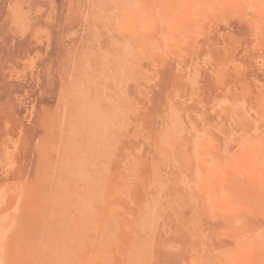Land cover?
<instances>
[{"label":"rangeland","instance_id":"rangeland-1","mask_svg":"<svg viewBox=\"0 0 264 264\" xmlns=\"http://www.w3.org/2000/svg\"><path fill=\"white\" fill-rule=\"evenodd\" d=\"M0 232L4 264L264 263V0H0Z\"/></svg>","mask_w":264,"mask_h":264},{"label":"bare ground","instance_id":"bare-ground-1","mask_svg":"<svg viewBox=\"0 0 264 264\" xmlns=\"http://www.w3.org/2000/svg\"><path fill=\"white\" fill-rule=\"evenodd\" d=\"M262 6V5H261ZM188 12V11H187ZM260 12V11H259ZM191 13V12H190ZM169 24V23H168ZM163 25V24H162ZM177 25V24H176ZM161 29V28H160ZM168 30V29H167ZM211 33V32H210ZM259 34V33H258ZM259 36V35H258ZM203 61V60H202ZM223 64V63H222ZM222 66V65H221ZM212 68V67H211ZM234 68V67H233ZM235 71H236V69H235ZM197 72V71H196ZM198 72H199V70H198ZM213 72V71H212ZM213 74H214V72H213ZM216 74V73H215ZM221 77V76H220ZM223 77V76H222ZM197 80V79H196ZM194 81V80H193ZM219 81V80H218ZM218 83V82H217ZM259 83V82H258ZM246 90V89H245ZM197 94V93H196ZM257 96V95H256ZM260 96V95H259ZM261 97H262V95H261ZM216 99V98H215ZM188 100V99H187ZM216 104V103H215ZM260 104V103H259ZM260 106V105H259ZM240 107V106H239ZM247 139V138H246ZM249 139V138H248ZM247 139V140H248ZM260 140V139H259ZM244 141H245V139H244ZM63 144V143H62ZM262 145V144H261ZM260 145V146H261ZM260 146H258V147H260ZM242 150V149H241ZM231 155H229V157H230ZM224 157V156H223ZM258 157V156H257ZM228 160H230V159H228ZM246 163V162H245ZM253 163V162H252ZM256 163V162H255ZM96 167V166H95ZM253 168V167H252ZM250 170V169H249ZM257 170V169H256ZM64 171V170H63ZM199 172V171H198ZM201 173V172H200ZM232 176H233V174H232ZM206 178V177H205ZM234 180V179H233ZM211 187V186H210ZM231 193V192H230ZM207 195V194H206ZM217 195V194H216ZM62 196V195H61ZM234 197V196H233ZM210 198V197H209ZM226 198V197H225ZM34 200V199H33ZM77 200V199H76ZM23 228V227H22ZM1 231H2V234L1 235H5L6 234V230L4 229V228H2L1 229ZM12 232V231H11ZM1 233V232H0ZM43 233V232H42ZM9 235V234H8ZM25 236V235H24ZM38 236V235H37ZM2 237V236H1ZM1 237H0V239H1ZM3 238V237H2ZM237 238V237H236ZM250 238V237H249ZM248 239V238H247ZM251 239V238H250ZM11 244V243H10ZM239 246V245H238ZM241 246V245H240ZM239 246V247H240ZM248 247V246H247ZM248 249V248H247ZM7 251V250H6ZM235 251V250H234ZM21 253V252H20ZM233 253V252H232ZM231 253V254H232ZM236 253V252H235ZM230 254V255H231ZM245 254V253H244ZM9 255V254H8ZM242 255V254H241ZM6 256V255H5ZM5 258V257H4ZM3 258L1 257V255H0V260L1 261H4V260H2ZM229 260V259H228ZM7 261V260H6ZM252 261V260H251ZM14 262V261H13ZM59 262V261H58ZM231 262V261H230ZM257 262H258V260H257ZM264 262V261H263ZM1 264H4L3 262H0ZM9 263V262H8ZM141 263V262H140ZM248 263V262H247ZM250 263V262H249ZM257 264V263H256ZM260 264H264V263H260Z\"/></svg>","mask_w":264,"mask_h":264}]
</instances>
